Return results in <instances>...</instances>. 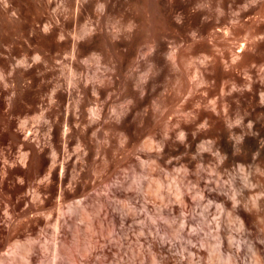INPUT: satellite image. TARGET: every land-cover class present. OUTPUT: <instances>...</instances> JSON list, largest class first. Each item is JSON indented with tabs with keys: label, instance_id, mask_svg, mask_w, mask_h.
<instances>
[{
	"label": "rangeland",
	"instance_id": "rangeland-1",
	"mask_svg": "<svg viewBox=\"0 0 264 264\" xmlns=\"http://www.w3.org/2000/svg\"><path fill=\"white\" fill-rule=\"evenodd\" d=\"M189 4L145 129L82 167L89 188L37 191L42 163L21 161L0 110V264H150L162 247L226 264L228 235L264 260V0Z\"/></svg>",
	"mask_w": 264,
	"mask_h": 264
},
{
	"label": "bare ground",
	"instance_id": "bare-ground-1",
	"mask_svg": "<svg viewBox=\"0 0 264 264\" xmlns=\"http://www.w3.org/2000/svg\"><path fill=\"white\" fill-rule=\"evenodd\" d=\"M189 1L0 0V110L21 161L42 163L37 191L48 182L64 194L89 188V178L78 180L82 167L145 129L159 76L171 77L172 37L190 17ZM30 112L34 126L20 116ZM155 139L141 146L153 149ZM227 244L226 264H264L257 247L234 246L229 235ZM154 254L150 264H188L200 251Z\"/></svg>",
	"mask_w": 264,
	"mask_h": 264
}]
</instances>
